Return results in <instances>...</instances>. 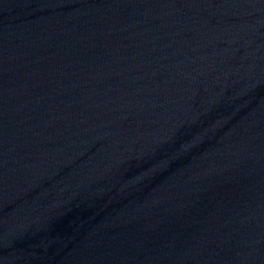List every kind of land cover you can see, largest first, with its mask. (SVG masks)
Here are the masks:
<instances>
[{"label":"water","instance_id":"water-1","mask_svg":"<svg viewBox=\"0 0 264 264\" xmlns=\"http://www.w3.org/2000/svg\"><path fill=\"white\" fill-rule=\"evenodd\" d=\"M0 264H264V0H0Z\"/></svg>","mask_w":264,"mask_h":264}]
</instances>
